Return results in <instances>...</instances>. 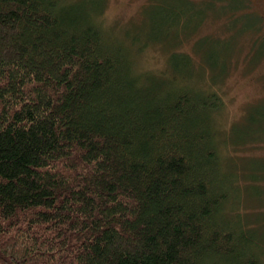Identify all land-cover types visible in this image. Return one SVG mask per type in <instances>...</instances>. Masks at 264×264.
<instances>
[{
  "label": "trees",
  "instance_id": "1",
  "mask_svg": "<svg viewBox=\"0 0 264 264\" xmlns=\"http://www.w3.org/2000/svg\"><path fill=\"white\" fill-rule=\"evenodd\" d=\"M102 2L0 0V264H264V223L231 211L222 98L177 84L180 51L136 72ZM245 118L238 144L264 139V106Z\"/></svg>",
  "mask_w": 264,
  "mask_h": 264
},
{
  "label": "rangeland",
  "instance_id": "2",
  "mask_svg": "<svg viewBox=\"0 0 264 264\" xmlns=\"http://www.w3.org/2000/svg\"><path fill=\"white\" fill-rule=\"evenodd\" d=\"M161 1L166 0H103L102 28L124 39L128 31L137 33L140 42L130 50L136 72H174L169 52L188 55L184 80L177 75V84L189 82L193 89L216 91L222 98L212 116L222 140L223 163L235 172L231 211L263 225L264 180L249 184L247 174L256 165L264 170V139L245 136V143L238 144L244 135L235 131H260L256 124L248 126L245 116L264 106V0H170L178 20L162 11ZM151 32L164 40L147 39ZM258 227L264 239V226Z\"/></svg>",
  "mask_w": 264,
  "mask_h": 264
}]
</instances>
